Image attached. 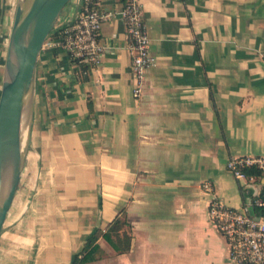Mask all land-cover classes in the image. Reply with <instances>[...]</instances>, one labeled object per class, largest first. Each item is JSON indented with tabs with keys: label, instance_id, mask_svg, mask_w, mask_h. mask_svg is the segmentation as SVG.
<instances>
[{
	"label": "crops",
	"instance_id": "1",
	"mask_svg": "<svg viewBox=\"0 0 264 264\" xmlns=\"http://www.w3.org/2000/svg\"><path fill=\"white\" fill-rule=\"evenodd\" d=\"M87 1L124 4L72 0L59 30ZM139 1L154 61L138 97L118 16L101 24L99 66L43 46L0 264H72L95 229L89 258L77 264H233L201 183L210 180L228 206L260 214L253 201L264 175L245 183L225 163L264 157V0ZM16 3L0 0V60ZM117 216L129 227L112 229Z\"/></svg>",
	"mask_w": 264,
	"mask_h": 264
},
{
	"label": "built area",
	"instance_id": "2",
	"mask_svg": "<svg viewBox=\"0 0 264 264\" xmlns=\"http://www.w3.org/2000/svg\"><path fill=\"white\" fill-rule=\"evenodd\" d=\"M118 16L124 23L130 48L134 50L130 70L133 75L132 95L138 97L144 81L145 71L153 64L150 52V38L139 0H124L118 8L100 9L91 2H85L73 19L59 30L52 32L43 46L51 49L63 48L69 57L91 66H99L104 55V45L99 41L103 21ZM225 167L233 177L242 182H255L257 174L247 173L253 167L264 175L263 156H231ZM201 189L208 195L207 216L217 232L228 243V258L233 264H264V199L258 196L253 205L263 213L257 217L246 209L233 208L225 204L214 192L210 180L201 183Z\"/></svg>",
	"mask_w": 264,
	"mask_h": 264
},
{
	"label": "water",
	"instance_id": "3",
	"mask_svg": "<svg viewBox=\"0 0 264 264\" xmlns=\"http://www.w3.org/2000/svg\"><path fill=\"white\" fill-rule=\"evenodd\" d=\"M72 0H17L0 76V234L18 188L43 45Z\"/></svg>",
	"mask_w": 264,
	"mask_h": 264
},
{
	"label": "trees",
	"instance_id": "4",
	"mask_svg": "<svg viewBox=\"0 0 264 264\" xmlns=\"http://www.w3.org/2000/svg\"><path fill=\"white\" fill-rule=\"evenodd\" d=\"M57 30V27L56 25L54 26L53 30L51 31L50 34H52V32L56 31ZM247 173H252V174H257L259 175L260 172L258 170H256L255 168L253 167H250V168H247L245 170ZM261 196L262 198L264 199V190L262 191L261 193ZM256 209H258L257 207H255ZM259 213H263V210L261 209H258ZM121 226H128L129 227V224L127 223L126 219L125 218H120V216H117L114 221H113V227L112 229H119ZM125 237H126V241L128 242L129 244V241H130V235L129 234H126L125 232ZM103 236L109 240V242H112L113 240L108 236L107 233H103ZM97 240V229H95L87 238H86V242H85V246H84V250H85V253L86 255L84 254L81 258L78 257V255H74L73 258H72V264H77L81 261H84L86 259H88L89 257L87 255H90L91 253V249L92 247L95 246V242ZM114 243V242H113Z\"/></svg>",
	"mask_w": 264,
	"mask_h": 264
},
{
	"label": "rangeland",
	"instance_id": "5",
	"mask_svg": "<svg viewBox=\"0 0 264 264\" xmlns=\"http://www.w3.org/2000/svg\"><path fill=\"white\" fill-rule=\"evenodd\" d=\"M68 10H69V9H68ZM68 10H66L65 12H67ZM56 24H59V17H58V19H57V21H56ZM56 24H55V25H56ZM49 36H50V35H49ZM49 36H48V37H49ZM46 40H47V39H46ZM3 60H4V59L0 60V67H1V64L3 65ZM0 82H1V81H0Z\"/></svg>",
	"mask_w": 264,
	"mask_h": 264
},
{
	"label": "bare ground",
	"instance_id": "6",
	"mask_svg": "<svg viewBox=\"0 0 264 264\" xmlns=\"http://www.w3.org/2000/svg\"><path fill=\"white\" fill-rule=\"evenodd\" d=\"M4 61V60H3ZM2 67H3V65H2ZM1 72H2V69H1Z\"/></svg>",
	"mask_w": 264,
	"mask_h": 264
}]
</instances>
